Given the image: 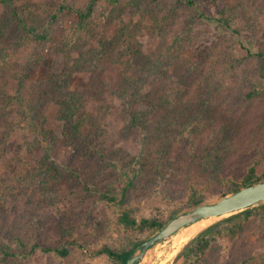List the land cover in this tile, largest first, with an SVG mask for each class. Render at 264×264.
<instances>
[{"label":"trees","instance_id":"1","mask_svg":"<svg viewBox=\"0 0 264 264\" xmlns=\"http://www.w3.org/2000/svg\"><path fill=\"white\" fill-rule=\"evenodd\" d=\"M56 1V11L50 16L49 24L43 27L25 22L24 19L27 21L30 18L29 7L16 10L13 0H0L6 10V16L0 21V160L8 155L11 139L21 135L30 138V141L21 143L18 147L21 154L27 157L42 152L44 157L37 165L39 169L47 166V172L60 175L51 157L58 139L47 129L45 116L47 108L55 106L56 120L63 124L65 131L62 141L64 145L74 151H90L96 157L99 178L95 183H84L82 194L92 198L94 205H104L113 213L110 231L117 236L116 241L103 243L92 254L103 257L107 264H126L144 240L149 239L176 216L204 204L202 195L192 187L189 188L182 209L173 207L165 215L137 219L130 208L132 194L140 183L154 182L157 185L155 179H162L161 174L158 176L156 173L157 177L150 178L146 173L149 169L156 170L155 166L158 165L162 172L168 169L167 150L177 136H184L182 137L189 144L187 153L200 168L212 175L222 169L232 155V149L226 142L227 124L213 129L217 108L222 105L223 97L217 92L206 94L209 103L205 105L202 102L200 107V102V111L189 115L187 105L192 104V99L188 98V86L190 88L191 77L198 66H188L184 75L168 73L170 68L174 67L175 70L180 63V57L191 42L189 35L179 33L168 43L164 38L157 53L145 57L134 40L136 31L129 30L123 23L118 27L117 34L107 41L100 42L95 35L100 28L99 18L107 19L109 15L105 16L104 10L118 12L120 0H85L80 5L75 0ZM134 1L130 6L135 8L142 19L149 14V29H156L157 33L168 18L160 14L161 9L167 7L193 12L196 24L211 27L216 39L222 38L226 32L240 36L244 32L253 31L257 23L254 18L259 15L251 0H242L235 8L228 5L220 7V0H207L205 4L209 13L203 11L204 2L200 0ZM22 13L24 19H21ZM67 13L74 16L75 24L69 37L56 45L54 54H61L65 65L60 71L53 72L50 70L49 59L46 58V50L52 43V26L59 22L60 16ZM91 39L97 40L96 43L99 41V48L87 51L85 48ZM237 46L230 47L231 55L226 62L224 80H234L233 77L237 76L246 58L253 59L254 65L249 73L252 79H240L237 93L239 101L252 102L264 95V53L246 51L239 43ZM238 50H245L246 56L242 57ZM114 51H117L115 55ZM72 53L79 55L73 66ZM103 59L120 66L114 94L121 107L126 128L135 131L132 139L137 146L136 155L112 158L115 152L106 154L103 145L109 129V108L101 104L99 111L89 114L85 111L87 92L70 90L74 73L95 69ZM39 65L45 69L44 75L35 81L32 88H28V80ZM7 79L15 82L12 94H8ZM216 86L221 87V84H215L214 87ZM179 103L181 105L176 112L175 108ZM163 108L168 111L157 117ZM173 114L176 117H172ZM187 115L191 121L183 122ZM201 118L211 121L210 129L205 134L199 132L207 129H198L193 125L194 121ZM172 120L176 124L181 121L179 129H176ZM260 159V162L248 167L238 181L227 179L221 198L264 181V158ZM166 194V198L171 199V195ZM257 221L258 225L255 224ZM255 225L259 232L264 230V204L228 216L203 229L186 243L174 261L179 264H264V252L261 248L242 245L240 242ZM69 234L65 231L62 236L69 237ZM73 252L83 257L87 254L74 239L47 246L25 241L20 235L9 233L5 241L0 243V264H30L38 254L62 261L68 259ZM76 264L88 263L80 260Z\"/></svg>","mask_w":264,"mask_h":264},{"label":"rangeland","instance_id":"2","mask_svg":"<svg viewBox=\"0 0 264 264\" xmlns=\"http://www.w3.org/2000/svg\"><path fill=\"white\" fill-rule=\"evenodd\" d=\"M13 1L16 10H25L29 7L30 18L26 21L22 13L21 19L23 18L28 25L43 27L49 24L50 16L55 13L58 4L56 0ZM84 1L75 0V3L80 5ZM132 1L134 0H120V6L123 8L120 7L118 12L104 10L105 16L109 15L107 19L99 18L100 28L95 32L97 39L103 42L113 38L118 32V27L123 23L129 30L136 31L134 40L145 57H149L157 53L162 39L165 38L168 43L179 33L189 35L191 42L180 57V63L175 70L174 67L170 68L168 73L184 75L188 66L197 64L198 69L191 77L190 88L188 86V98L192 99V104L187 105L189 115L200 111L202 102L205 105L209 103L206 94L217 92L223 97L222 105L217 108V119L213 129L227 124L226 142L232 149V155L222 169L212 175L192 161L187 153L189 144L183 135L177 136L167 150L169 164L166 168L168 169L162 172L158 165L155 166L156 170L149 169L146 173L150 178L157 177L156 173L158 176L161 174L162 179L160 177L155 179L157 185H154V182L140 183L132 194L130 208L137 219L157 214L165 215L166 211L173 207L182 209L189 188L192 187L202 195L204 204L215 203L225 191L223 187L226 186L227 179L238 181L248 167L260 162L261 157L264 158V95L246 103L239 101L237 97L239 80L244 77L252 79L249 73L254 65L253 59L246 58L237 76L233 77L234 80L230 82L224 80L226 62L231 55L230 47H238L239 43L246 51L264 53V0H251L259 12L254 18L257 23L255 22L253 31L244 32L240 36L226 32L220 39H216L211 27L196 24L193 12L171 7L161 9L160 14L168 17L162 23L161 31L158 33L156 29L151 31L150 15L142 19L135 8L130 6ZM200 1L204 2L203 11L209 13L205 4L207 0ZM241 1L220 0L219 5L235 8ZM5 12V7L0 3V21L6 16ZM74 24V16L67 13L60 16L59 22L52 26V43L47 47L46 58L49 59L50 70L53 72L60 71L65 65L61 54L54 53H56V45L69 37ZM188 27L190 32L187 30ZM96 41L91 39L85 50L98 49L99 41L97 43ZM245 50H238L242 57L246 56ZM117 51H114L113 55ZM77 58L79 59L78 54H71L72 66ZM44 72L45 69L39 65L28 80L27 87L32 88ZM119 73V65L103 59L95 69L74 73L70 87L74 92H87L85 105L87 113L95 114L101 104L109 108V129L103 148L106 154L116 153L115 156H111L112 158L136 155L137 152V146L132 139L135 131L126 128L121 107L114 94ZM215 84H221V87L215 88ZM14 87L15 82L8 81V94L13 93ZM180 105L179 103L175 108L176 112ZM166 111L168 109L163 108L157 117H161ZM189 115L185 120L183 119V122L191 121ZM45 116L47 129L58 139L51 157L55 168L61 174L47 172V166L39 169L37 165L44 157L42 152L27 157L21 154L18 147L21 143L30 141V138L20 135L11 139L8 155L0 160V243L5 241L9 233L18 234L25 241L47 246L74 239L87 252L85 257L73 252L68 259L55 261L51 256L38 254L30 264H76L80 260L88 264H107L103 257H95L92 253L103 243L116 241L117 236L110 231L113 213L104 205H94L92 198L82 194L84 183L88 181L95 183L99 178L96 157L90 151L84 149L74 151L64 145L62 141L65 131L63 124L56 120L55 106L50 105ZM172 117L176 116L173 114ZM208 121L201 118L194 121L193 125L198 129H207L205 132H199L205 134L210 129L211 121ZM173 123L176 129L180 128L181 121L177 124L174 121ZM166 188L168 191H165ZM166 193L171 195V199L166 198ZM226 217L201 221L192 227L182 229L171 239L161 242L135 264H179L174 261L175 257L189 243L188 241L203 229ZM255 224L258 225V221ZM256 225L240 242L242 245L257 246L264 252V230L259 232L255 228ZM65 231L70 233L69 237L62 236Z\"/></svg>","mask_w":264,"mask_h":264},{"label":"water","instance_id":"3","mask_svg":"<svg viewBox=\"0 0 264 264\" xmlns=\"http://www.w3.org/2000/svg\"><path fill=\"white\" fill-rule=\"evenodd\" d=\"M264 204V181L224 196L212 204H203L180 214L170 220L161 230L144 241L126 264H135L142 260L149 251L157 247L163 240L173 235L179 229L202 219L231 216L249 208Z\"/></svg>","mask_w":264,"mask_h":264},{"label":"bare ground","instance_id":"4","mask_svg":"<svg viewBox=\"0 0 264 264\" xmlns=\"http://www.w3.org/2000/svg\"><path fill=\"white\" fill-rule=\"evenodd\" d=\"M212 219H216V218L202 219V220H199V221H197V222H195V223H198V222H201V221H206V220H212ZM195 223H192V224H190V225H188V226H186V227H189V226H191V225H193V224H195ZM186 227H183V228H181V229H184V228H186ZM181 229H179V230H181ZM179 230H178V231H179ZM178 231H177V232H178ZM175 233H176V232H175ZM175 233H174V234H175ZM174 234H173V235H174ZM173 235H171V236H173ZM171 236H169L168 238H166L165 240H163V242L166 241L167 239H169Z\"/></svg>","mask_w":264,"mask_h":264}]
</instances>
